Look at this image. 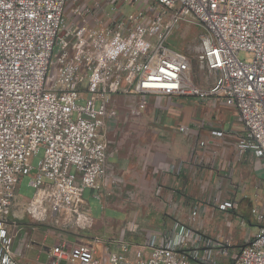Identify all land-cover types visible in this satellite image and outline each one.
<instances>
[{
    "label": "built area",
    "instance_id": "2783aa9c",
    "mask_svg": "<svg viewBox=\"0 0 264 264\" xmlns=\"http://www.w3.org/2000/svg\"><path fill=\"white\" fill-rule=\"evenodd\" d=\"M71 1L0 0V264H20L18 223L8 210L19 176L31 174L40 149L26 214L67 228L91 226L82 190L99 189L106 174L107 134L119 98L131 117L145 111L150 95L219 100L242 125L238 154L251 150L264 160V0H148L126 14L124 0H92L74 4L66 21ZM180 23L201 29L200 83L188 54L170 43ZM241 51L252 59L241 60ZM256 213L261 226L232 264H264V211ZM200 244L194 228L176 223L144 244L121 242L107 264H215L208 252L198 255ZM47 255L51 264H105L79 240L62 239Z\"/></svg>",
    "mask_w": 264,
    "mask_h": 264
},
{
    "label": "crops",
    "instance_id": "0c3cea01",
    "mask_svg": "<svg viewBox=\"0 0 264 264\" xmlns=\"http://www.w3.org/2000/svg\"><path fill=\"white\" fill-rule=\"evenodd\" d=\"M194 98L180 95L149 96L147 108L139 117L143 122L124 126V133L120 135L115 147L108 146L106 174L99 180V189L94 191L89 188L90 196L100 202L102 211L99 218L91 217L92 206L83 198V193L88 188H84L82 199L92 227L86 228L88 234L71 233L72 238L68 240H79L92 245L96 256L107 264L109 252L118 250L121 242L141 245L150 234L158 235L164 229L182 223L194 228L201 237L198 255L208 252L215 264H232L233 256L252 239L261 226L256 212L264 207V187L259 186L264 181V160L257 158L251 150L243 155L238 154L237 140L243 129L235 109L228 106L194 108L191 104ZM157 113L161 115L160 123L149 125L150 129L146 128L148 122L145 121ZM227 114H231V122L226 132L219 122L227 119ZM118 116L119 111L117 118L109 124L108 132L121 130L117 122ZM181 126H187L188 129L180 131ZM217 128L224 132L222 137L211 135V130ZM201 141L205 145L200 146ZM146 153L149 155L143 156ZM143 157L145 163H142ZM178 164L180 165L176 171L168 170L169 166ZM143 174L146 184L142 185L140 193L149 194L148 189L156 184L159 198L157 205L152 203L153 206H144L152 208L144 216L148 219L145 220V227L140 228V224L136 223L137 219L127 212V205L120 196L123 194L122 189L114 188L111 180L120 179L122 183H129L131 178L144 176ZM20 201H23L24 206L28 200ZM223 201H231L234 207L219 209L218 204ZM109 205L126 210V219L116 221L108 218L106 211ZM193 207L196 208L194 219L191 216ZM8 216L17 221L21 232H32L30 222L21 221L20 216L13 212ZM36 233L34 231L32 235L36 236ZM98 234L107 239L102 240ZM95 238L98 240H94ZM19 241L16 248L20 264H26L23 263V260L29 259L26 252L35 245L39 246L34 258L35 264H38L41 253L48 259L46 264H51L47 255V248L50 246L46 244V240L38 245L39 240L30 238L27 243L30 245L25 247L23 239ZM95 245L101 247L100 254H97ZM106 250L109 251L107 255Z\"/></svg>",
    "mask_w": 264,
    "mask_h": 264
},
{
    "label": "rangeland",
    "instance_id": "374dc122",
    "mask_svg": "<svg viewBox=\"0 0 264 264\" xmlns=\"http://www.w3.org/2000/svg\"><path fill=\"white\" fill-rule=\"evenodd\" d=\"M89 1V4L92 3V0H73L71 2L67 3L65 12H64V19H66L68 17H71L70 15V11L72 9V6L74 4H78V3H83ZM105 1V0H102ZM120 3V2H119ZM149 4L148 0H124V5L121 7V14H126L132 11H136L138 9H142L145 8L147 5ZM201 29L198 26H192V25H187L185 23H180L176 26L175 31L173 33V35L170 38V43L172 46L176 47L177 49L183 50L185 51L188 56L190 57V65H191V76L194 79V81L196 83H200V77L203 76V72L202 70H200L197 67V62L195 60V54H196V47L198 45V38H199V34H200ZM238 57L241 60L244 61H250L252 59V56L247 53V52H243L241 51L238 54ZM118 102L120 104L119 107V116H118V120L117 122L120 124V131L117 132V130H113V132H108L107 134V139H108V146L111 145V147H115L117 140L119 139L120 135L124 133V126L126 124H131V123H137V122H143V120L139 117H131L128 113H127V106L125 104V102L123 101L122 98L118 99ZM194 102V103H193ZM193 102L191 103L193 105L194 108H204V109H208V107L210 108H221V107H226L225 104H223L221 101L219 100H208L206 102H201L200 100L194 98ZM231 115V114H230ZM229 114H227V119H225L223 122H219L222 126L223 131H228L229 126H230V122H231V116ZM161 120V115L159 113H157L156 115H152L149 120H144L145 122H148V125L146 126V128L150 129L149 125H158L160 123ZM123 126V127H122ZM122 127V128H121ZM141 140L144 138L140 137ZM149 137H147L148 139ZM109 140H111V144L109 143ZM41 153H42V149L39 150L38 154H36L35 156L32 157L31 159V165L34 168L31 171V174L29 175H20L19 176V183L16 189V195H15V199L12 203V206L9 208L8 213L13 212L15 213L17 216H20L21 221H28L30 222V230H32V232H21V228L18 227V231H19V236L17 238V243H20L19 240L23 239V246L25 247L26 243H29V239H37L39 240V244L42 243L44 240H46V244L48 246H52L55 245L57 243L60 242V240L62 239H70L71 237V233L76 232V233H82V234H88V229H80L77 227L74 228H67V227H62V226H58V225H54V224H48L46 222H40V221H35L33 219H31L29 217L28 214H26L25 212V208L22 204L23 201L20 200H29L32 195H33V187L29 184L30 181V176L33 175L35 173V170L38 166V162L41 158ZM149 154H144L143 156H148ZM143 162L145 163V157L142 158ZM144 167V166H142ZM144 174L146 173V171L143 172ZM143 174V175H144ZM145 175L144 176H140L137 178H131V181L129 183H127L126 181H124L122 183V180L120 181V179H115V180H111L112 182V186L114 188H116L117 190H121L123 194L121 193V198H123L125 204L127 205V212L130 213L131 215H133V217H135L137 219L136 223L140 224V228L145 227L144 225L145 220L146 219L144 216L148 213L151 212V208H145L144 206H146L147 204H151L152 203L155 205H157L158 203V198H159V193H158V186L155 184L153 186V188H149V194H141L139 190H141L140 188L142 187L143 184H146L145 181ZM262 183H259V186L264 187V181H261ZM121 184L120 186L118 184ZM127 184V185H126ZM121 188V189H120ZM89 188L86 189L83 193V198L88 200L90 202V206H92V212H91V217L93 219H98L100 216V212L102 211L100 208V202H98V199L95 198L94 196H90L89 194ZM95 191V190H94ZM20 199V200H18ZM107 211H106V216L108 218H113L116 221H124L127 217V212L124 209H120V208H115L112 206H107ZM263 211H264V207H263ZM92 227V226H91ZM23 230V228H22ZM36 231L37 233L35 234L36 236H33L32 233ZM102 232V231H101ZM144 232V231H143ZM27 233V234H26ZM103 233V232H102ZM147 233V232H146ZM25 235V236H23ZM99 237L102 240H106V233L102 234H98ZM39 236V237H37ZM24 237V238H21ZM30 245V244H29ZM21 247V248H24ZM97 250V254H100V252L102 251L101 247L99 245H95L94 246ZM39 246L37 247L36 245L33 246L32 250H29L28 252H26L27 256H28V260H23V263L26 264H35L34 262V258L36 257V255L38 254V249ZM24 249H22L23 251ZM42 252H44V248L41 247ZM16 251L19 252L16 248ZM106 255L109 252L108 250L105 251ZM18 254V253H17ZM27 257H25L26 259ZM48 261L47 257L45 256L44 253H41L38 259V264H46Z\"/></svg>",
    "mask_w": 264,
    "mask_h": 264
}]
</instances>
